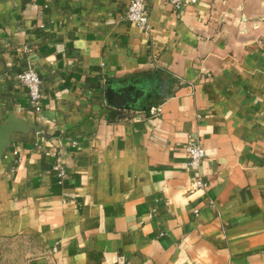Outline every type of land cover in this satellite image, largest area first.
<instances>
[{
    "label": "crops",
    "instance_id": "0c3cea01",
    "mask_svg": "<svg viewBox=\"0 0 264 264\" xmlns=\"http://www.w3.org/2000/svg\"><path fill=\"white\" fill-rule=\"evenodd\" d=\"M128 2L0 0V240L27 264H264V0H144L148 30ZM108 77L154 81L160 112L107 104Z\"/></svg>",
    "mask_w": 264,
    "mask_h": 264
},
{
    "label": "built area",
    "instance_id": "2783aa9c",
    "mask_svg": "<svg viewBox=\"0 0 264 264\" xmlns=\"http://www.w3.org/2000/svg\"><path fill=\"white\" fill-rule=\"evenodd\" d=\"M171 3L176 8H179L188 0H164ZM195 1V0H190ZM144 0H129L124 16L129 20L136 23L139 27L148 30L150 27L147 12L144 8ZM17 79L26 87L28 93V99L36 110L40 108L41 91L40 83L41 78L37 70L33 67H27L17 73ZM161 110V104L156 103L147 106L145 110L146 114L154 116ZM184 151L187 155V160L191 165H198L205 155V148L203 144L194 136H189L187 142L184 145ZM261 165L264 167V154L261 159ZM52 170L59 176L65 174V170L59 161L52 165ZM192 186L201 188L205 186V180L202 176L197 175L193 181Z\"/></svg>",
    "mask_w": 264,
    "mask_h": 264
},
{
    "label": "water",
    "instance_id": "95a60500",
    "mask_svg": "<svg viewBox=\"0 0 264 264\" xmlns=\"http://www.w3.org/2000/svg\"><path fill=\"white\" fill-rule=\"evenodd\" d=\"M154 83L147 78L129 79L123 82L108 77L104 86L105 101L116 108L145 110L147 106L144 100L147 93L154 90ZM9 126L10 122L0 124V154L6 141Z\"/></svg>",
    "mask_w": 264,
    "mask_h": 264
},
{
    "label": "rangeland",
    "instance_id": "374dc122",
    "mask_svg": "<svg viewBox=\"0 0 264 264\" xmlns=\"http://www.w3.org/2000/svg\"><path fill=\"white\" fill-rule=\"evenodd\" d=\"M31 250V246H24V251L20 253L14 243L0 240V264H27Z\"/></svg>",
    "mask_w": 264,
    "mask_h": 264
},
{
    "label": "trees",
    "instance_id": "16d2710c",
    "mask_svg": "<svg viewBox=\"0 0 264 264\" xmlns=\"http://www.w3.org/2000/svg\"><path fill=\"white\" fill-rule=\"evenodd\" d=\"M170 85V82L169 80H165L163 79L159 84H158V87L157 89L159 90V92L161 94H165L166 93V89L167 87Z\"/></svg>",
    "mask_w": 264,
    "mask_h": 264
}]
</instances>
